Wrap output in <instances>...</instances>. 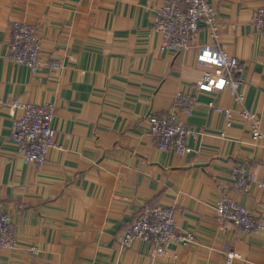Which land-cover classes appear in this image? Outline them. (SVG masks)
<instances>
[{"label": "crops", "instance_id": "0c3cea01", "mask_svg": "<svg viewBox=\"0 0 264 264\" xmlns=\"http://www.w3.org/2000/svg\"><path fill=\"white\" fill-rule=\"evenodd\" d=\"M165 0H0V207L10 215L14 248H0V264H264V234L238 233L216 221L214 206L229 195L264 221V148L250 141L244 108L264 133V36L251 25L264 0H208L216 12L214 39L201 26L189 47L161 49L153 29ZM34 25L42 66L35 72L6 58L10 24ZM234 25V27H230ZM202 46H219L241 66L242 103L226 91L200 93ZM61 62V70L46 66ZM177 91L189 93L194 152L158 150L147 117L169 109ZM52 103L62 149H49L39 169L24 163L9 127L20 108L9 102ZM213 102L232 110L226 125ZM238 174L253 175L247 191ZM174 212L178 229L194 241L171 244L152 258L150 243L120 246L122 227L145 207ZM32 248L34 250H32Z\"/></svg>", "mask_w": 264, "mask_h": 264}, {"label": "built area", "instance_id": "2783aa9c", "mask_svg": "<svg viewBox=\"0 0 264 264\" xmlns=\"http://www.w3.org/2000/svg\"><path fill=\"white\" fill-rule=\"evenodd\" d=\"M202 25L210 29L214 39L218 36L216 12L208 0H165L156 11L153 29L161 35V49L179 52L189 47L191 37ZM251 25L259 35L264 36V5L253 13ZM40 56L37 28L27 22H12L6 58L15 65L35 72L43 64ZM195 60L204 67H212V70L204 68L202 71L200 79L195 83L197 92L215 94L226 91L235 103H242L241 66L235 56L219 46H202L198 49ZM46 66L58 71L61 70L62 63L53 61L46 63ZM193 101L189 93L177 91L167 111L147 117L148 130L158 150L180 156L194 152L188 140L193 137L200 141L202 133L194 130L185 119L193 111ZM9 105L10 108L21 109V115L15 117L9 127L10 139L17 145L24 163L39 169L44 164L49 149H62L52 125L55 107L52 103H20L17 99L11 100ZM209 105L215 112L222 114L226 125H230L231 109L213 102ZM239 115L248 124L251 143L264 148V133L259 117L244 108L239 111ZM252 181L253 175L238 174L234 184L237 189L247 191ZM214 209L219 225L231 224L237 228L238 233L244 235L264 234V221L229 195H223ZM137 239L150 243V256L157 258L167 256L171 244L188 245L195 238L191 232L178 229L174 212L170 208L157 205L139 211L135 219L126 223L116 237L117 243L124 248ZM15 246L10 215L0 207V248ZM239 257L233 250L224 252L225 264H232Z\"/></svg>", "mask_w": 264, "mask_h": 264}]
</instances>
